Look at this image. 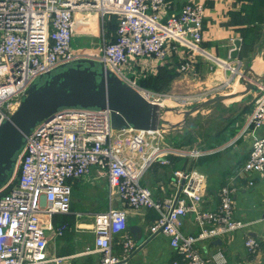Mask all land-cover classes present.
<instances>
[{"label":"built area","instance_id":"1","mask_svg":"<svg viewBox=\"0 0 264 264\" xmlns=\"http://www.w3.org/2000/svg\"><path fill=\"white\" fill-rule=\"evenodd\" d=\"M166 0H0V124L19 105L30 83L39 74L76 59L100 61L145 99L165 107L168 98L178 96L156 92L139 84L138 71L131 63L153 57L178 74L193 72L198 56L229 70L234 79L205 87L195 103L233 90L244 62L239 57L220 59L202 48V2L183 3L177 13H165ZM98 13L100 44L79 48L72 44L76 16ZM116 17V37H106V23ZM164 19V20H163ZM183 48L187 52H183ZM173 53L179 60L170 63ZM252 110L237 138L252 130L251 147L237 172L253 184L254 173H264V83L253 92ZM189 99V98H188ZM194 103V102H193ZM192 104V102H190ZM164 128L152 130L111 126L109 109L65 108L42 120L27 135L13 171L0 185V264H61L64 257L46 254L45 217L69 211L70 180L88 175L97 167L107 177L109 193H118L119 207L94 213V245L85 252H98L100 264H123L135 243L122 236L125 254L113 252L116 235L126 231L128 210L154 209L158 217L149 225L151 236L162 234L182 256L173 264H226L222 251L201 254L198 241L210 240L243 228L234 218V188L219 189L213 209H203L206 175L197 168L174 169L175 193L157 201L142 179L154 163L169 164V155L196 157L198 150L164 142ZM262 131L257 133V130ZM193 213L199 228L195 235L180 230V218ZM65 225L56 228L61 234ZM244 244L256 253L253 237Z\"/></svg>","mask_w":264,"mask_h":264},{"label":"crops","instance_id":"2","mask_svg":"<svg viewBox=\"0 0 264 264\" xmlns=\"http://www.w3.org/2000/svg\"><path fill=\"white\" fill-rule=\"evenodd\" d=\"M186 2L204 4L201 45L205 51L220 59H228L229 56L232 57L234 41L239 39L237 57L255 73L263 72L264 0H166L165 13H177ZM99 30L98 13H79L76 16L72 44L79 48H96L101 39ZM106 37L111 38L107 28ZM183 52H187V49L183 48ZM178 60V54L173 53L169 62L174 64ZM256 60L260 61L261 66L256 65ZM164 65L153 57L141 58L131 63V67L139 73L138 81L149 75H157L159 67ZM193 74L189 77L175 75L169 85L174 88L177 82L184 80L195 86L205 84L206 87H211L224 79L235 78L229 70L224 71L202 56H198ZM232 84L233 90L242 86L238 90L243 91L244 86L240 81L232 80ZM233 90L230 93H233ZM251 94L253 96V93H247L232 97L234 99L231 101L226 99L203 107L200 109L203 117L200 125L193 124L192 113L187 119L192 130L185 135L183 131L178 133L182 126L176 125L182 120V113V117L174 121L172 126L176 130L171 137L174 140L171 141L170 137L164 134V142L172 143L176 147L187 146L198 150V156L191 158L169 155V164L154 163L142 179V184L151 188L153 198L163 201L175 193L171 184L174 169L197 168L206 175L201 203L203 209H213L217 206L221 187L234 188V218L244 221L246 225L217 237L219 242L214 243V238L198 241L195 245L203 255L222 251L227 259L226 264H264V173H254L253 184L250 185L248 179L237 172L251 147L252 130L237 138L252 110ZM261 131L262 129H258L256 132ZM69 182V211L52 213L45 217V234L48 240L46 254L49 257H64L61 264H100L98 252H85L94 245V213L110 206L119 207V195L117 192L109 193L107 177L97 167H93L88 175ZM157 217L158 213L154 209L143 212L128 210V227L113 240V252L118 256L126 253L122 242L123 235L135 243V248L123 264H173L174 261H182L181 254L169 245L166 236L149 234V225ZM60 225L66 227L61 234H56V228ZM180 230L186 235H195L198 232L193 213L180 218ZM248 237L258 240L260 246L256 253L247 250L244 241Z\"/></svg>","mask_w":264,"mask_h":264},{"label":"water","instance_id":"3","mask_svg":"<svg viewBox=\"0 0 264 264\" xmlns=\"http://www.w3.org/2000/svg\"><path fill=\"white\" fill-rule=\"evenodd\" d=\"M234 44L232 57L238 55L240 40ZM239 81L243 91L218 94L184 110L182 120L176 124L183 127V135L192 130L187 122L192 113L215 102L256 92L264 83V70L257 74L244 65ZM65 108L109 109L114 129L152 130L164 124L158 104L145 99L100 61L82 58L59 64L34 78L17 108L0 124V185L13 171L32 128ZM212 241L219 242L217 238Z\"/></svg>","mask_w":264,"mask_h":264},{"label":"rangeland","instance_id":"4","mask_svg":"<svg viewBox=\"0 0 264 264\" xmlns=\"http://www.w3.org/2000/svg\"><path fill=\"white\" fill-rule=\"evenodd\" d=\"M100 34H101V31L99 30V35ZM99 44H100V42H99ZM244 65H245V63H244ZM176 74L178 76L180 75L177 72H176ZM191 74H193V72L186 74L185 77H189V75L191 76ZM205 87H206L205 84H198L195 86L191 83L185 82L184 80L183 81L180 80L179 82L176 83V86L174 88L173 87L171 88V85H169V89L168 88L165 89L164 92L178 96L176 98H168V101L165 102L166 103L165 107L163 108V110H161V115H160L161 121L165 122L164 124L167 127V128H164V132H165L164 134L168 135V137H170L171 141L174 140L171 137H173L174 132L176 131L172 127V125L174 124V120H176V121H177V119L179 120L182 117L183 111L187 110L193 104H195V100H196L197 96H193L191 98L190 95H193V94H196L200 91H203V89ZM156 92H159V91H156ZM251 96H252V94H251ZM190 102H192V104H190ZM201 111L199 110V111L194 112L193 124L200 125L203 122V117H202ZM171 119H173V120L171 121ZM194 121L199 122V123H195ZM182 131H183V127L178 129V133H180V132L182 133ZM167 144L173 145L172 143H167ZM181 147L189 148L187 146H181Z\"/></svg>","mask_w":264,"mask_h":264},{"label":"trees","instance_id":"5","mask_svg":"<svg viewBox=\"0 0 264 264\" xmlns=\"http://www.w3.org/2000/svg\"><path fill=\"white\" fill-rule=\"evenodd\" d=\"M117 27V21L115 17H111V19L106 23V28L109 33H111L110 41L115 40V31ZM177 75L176 72L169 68L167 65L159 67V71L157 75H149L145 78H142L139 81V84L145 88H149L151 90L164 92L165 89H169V84L171 79Z\"/></svg>","mask_w":264,"mask_h":264},{"label":"bare ground","instance_id":"6","mask_svg":"<svg viewBox=\"0 0 264 264\" xmlns=\"http://www.w3.org/2000/svg\"><path fill=\"white\" fill-rule=\"evenodd\" d=\"M260 59H261V58H260ZM254 61H255V60H254ZM256 61H257V60H256ZM254 65H255V64H254ZM256 65H257V66H261V65H260V61H257V62H256ZM261 68H262V67H261ZM261 68H260V69H261ZM257 71H258V70H257ZM236 87H238V85H236ZM241 87H242V86H240L239 88H236L235 90H233V92L235 93V92L240 91V90H238V89H240ZM229 99H230V101H231V100L234 99V98L231 97V98H228L227 100H229ZM178 115H179V114H178ZM172 120H173V119H171V121H172ZM174 121H176V120H174Z\"/></svg>","mask_w":264,"mask_h":264}]
</instances>
